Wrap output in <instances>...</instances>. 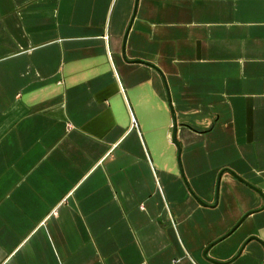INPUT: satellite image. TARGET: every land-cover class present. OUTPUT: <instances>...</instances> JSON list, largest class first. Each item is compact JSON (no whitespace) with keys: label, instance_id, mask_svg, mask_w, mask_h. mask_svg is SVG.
<instances>
[{"label":"crops","instance_id":"1","mask_svg":"<svg viewBox=\"0 0 264 264\" xmlns=\"http://www.w3.org/2000/svg\"><path fill=\"white\" fill-rule=\"evenodd\" d=\"M0 264H264V0H0Z\"/></svg>","mask_w":264,"mask_h":264},{"label":"built area","instance_id":"2","mask_svg":"<svg viewBox=\"0 0 264 264\" xmlns=\"http://www.w3.org/2000/svg\"><path fill=\"white\" fill-rule=\"evenodd\" d=\"M132 126H134V127L136 126V121H135L134 117L132 118Z\"/></svg>","mask_w":264,"mask_h":264}]
</instances>
